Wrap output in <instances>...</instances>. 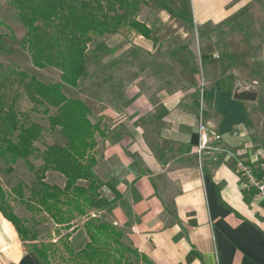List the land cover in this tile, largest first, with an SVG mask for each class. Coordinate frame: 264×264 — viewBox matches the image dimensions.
Returning a JSON list of instances; mask_svg holds the SVG:
<instances>
[{
	"label": "crops",
	"instance_id": "crops-1",
	"mask_svg": "<svg viewBox=\"0 0 264 264\" xmlns=\"http://www.w3.org/2000/svg\"><path fill=\"white\" fill-rule=\"evenodd\" d=\"M145 1L164 3L168 10L161 9L163 14L194 23L177 17L174 0ZM194 2L204 75L201 84L191 78L189 88L199 86V93H151L139 79L119 94L97 99L90 121L101 118L105 137L94 136L93 171L111 187L99 189V198L109 204L93 216L123 232V244L138 254L131 264H264V204L241 191L225 154L198 152L200 124L220 134V148L235 149L247 141L264 148V137L260 143L250 140L256 131L251 102L246 104L236 94L253 72L264 70V0ZM236 16L249 17V30L224 28ZM215 38L218 47L209 45ZM144 41L142 49L150 52L149 41ZM236 130L240 135L235 137ZM49 134L54 136L52 146H66L59 130ZM70 163L66 155L48 166L45 181L52 173L57 177L52 184L62 187L65 178L58 170ZM3 221L14 242L13 263L38 264L32 253L21 252L13 226ZM69 242L80 250L88 238L79 227Z\"/></svg>",
	"mask_w": 264,
	"mask_h": 264
},
{
	"label": "trees",
	"instance_id": "trees-1",
	"mask_svg": "<svg viewBox=\"0 0 264 264\" xmlns=\"http://www.w3.org/2000/svg\"><path fill=\"white\" fill-rule=\"evenodd\" d=\"M9 3L25 29L19 45L28 54L31 66L59 71L60 82L46 84L12 68L0 72V157L9 166L8 172L18 161H24L33 170L29 158L36 153L34 143L44 131L37 123L21 124L14 104L6 102L4 89L10 83V75L15 73L21 78L27 99L42 108L47 129H58L67 140L64 148L46 146L42 162L55 165L69 155L72 163L58 170L65 178L62 187L45 182L42 170L38 177L39 189L31 201L24 199L21 186L14 189L26 209L44 215L46 221L53 224L56 241H40L37 233L12 211L1 186L0 215L13 226L19 241L28 245L26 247L39 264H53L54 259L61 264H131L138 254L122 243L123 232L93 216L109 204L99 198V189L111 187L110 182L105 183L95 175L93 168L97 161L90 153L95 147V134L105 136L100 130V120L92 124L85 102L67 96L64 90H76L88 78V47L100 38L126 28L150 39L152 29L136 19L140 7L147 2L9 0ZM160 7L168 10L164 3H160ZM77 220H82L81 226L74 224ZM79 227L84 230L88 242L76 250L69 238ZM62 231L65 234H61Z\"/></svg>",
	"mask_w": 264,
	"mask_h": 264
},
{
	"label": "rangeland",
	"instance_id": "rangeland-1",
	"mask_svg": "<svg viewBox=\"0 0 264 264\" xmlns=\"http://www.w3.org/2000/svg\"><path fill=\"white\" fill-rule=\"evenodd\" d=\"M147 1L153 2V0ZM176 4L175 0L171 1L172 11L177 14V17L194 23L198 20L196 23H200L196 2L179 0V7ZM161 9L158 4H147L146 6L142 5L136 14V19L139 22L152 29L150 39L144 38L149 41L146 44L152 48L150 52H145L141 47L145 44L144 39L139 38L138 34L130 32L126 28L120 29L117 33L106 35L89 45L86 56L88 78L80 84L78 89L64 90L67 95L73 93L74 97L85 102L91 112L89 121L98 108V100L102 98L105 100L106 96L119 94L125 85L139 79H142V82L146 84V87L143 88L151 93L165 91L167 93L194 94L201 90L199 86L195 89L192 88L193 90L189 88L190 79L193 77L198 84L203 82L204 71L200 63V52L203 45L196 35L200 29L194 23H184L174 16L169 17L163 14V9ZM248 19L249 17L246 19L245 16H236L224 28L249 30ZM24 35L25 29L9 0H0V36H2L0 39L2 69L0 72L4 73L6 68H12L15 72H26L29 76H34L46 84L60 82L59 71L52 68L39 70L31 66L28 54L19 45ZM218 41L216 38L212 39L210 40L212 45H209L218 47ZM249 77L251 78L247 79L246 84L238 87L236 94L238 96L246 93L254 94V100H244V102L246 104L251 102L250 112L255 114L252 120L256 131L252 133L250 140L260 143L264 137V70L253 72ZM20 79L19 75L15 73L10 75V83L4 89L5 100L8 104H14L17 118L21 124L37 123L44 128V131L39 140L34 143L37 149L36 153L29 158L33 170H30L24 161H18L12 166L11 172H8L9 166L0 157V186L6 193L12 211L26 223L28 228L37 233L39 240L54 242L57 240V235L54 234L53 224L46 221L44 215L26 209L14 191L17 186H21L24 199L33 200L35 192L39 189L40 172L47 171L48 166H54L42 162V152L45 151L46 146H52L54 136L49 134L50 131L47 129L48 124L42 113V108L34 106L27 99ZM154 80L157 81L156 86L153 84ZM101 125H105V123L100 118V127ZM47 182L49 184L57 183V177L49 173ZM74 224L81 226L82 220H77ZM4 226L5 222L0 215V264H14L10 259V249L11 246L14 247V242ZM61 234H65V232L62 231ZM18 239L19 237L15 235L14 240H17V247L21 252L29 253L26 247L28 245ZM33 257L39 264L37 258L34 255ZM59 263L57 259H54L53 264Z\"/></svg>",
	"mask_w": 264,
	"mask_h": 264
},
{
	"label": "built area",
	"instance_id": "built-area-1",
	"mask_svg": "<svg viewBox=\"0 0 264 264\" xmlns=\"http://www.w3.org/2000/svg\"><path fill=\"white\" fill-rule=\"evenodd\" d=\"M239 135L240 131L233 132V136ZM220 143L218 132L203 124L199 125L198 152L216 150L225 154L238 175L241 191L250 195L253 201L264 204V148L247 141L238 148L225 149L218 147Z\"/></svg>",
	"mask_w": 264,
	"mask_h": 264
},
{
	"label": "water",
	"instance_id": "water-1",
	"mask_svg": "<svg viewBox=\"0 0 264 264\" xmlns=\"http://www.w3.org/2000/svg\"><path fill=\"white\" fill-rule=\"evenodd\" d=\"M238 99L242 100V101H244V100L252 101V100H254V94L246 93V94L241 95Z\"/></svg>",
	"mask_w": 264,
	"mask_h": 264
}]
</instances>
